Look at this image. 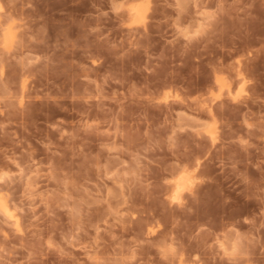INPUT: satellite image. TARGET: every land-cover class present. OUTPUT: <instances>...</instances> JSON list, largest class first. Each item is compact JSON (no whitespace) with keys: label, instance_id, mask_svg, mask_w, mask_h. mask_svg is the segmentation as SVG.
I'll return each instance as SVG.
<instances>
[{"label":"clouds","instance_id":"1","mask_svg":"<svg viewBox=\"0 0 264 264\" xmlns=\"http://www.w3.org/2000/svg\"><path fill=\"white\" fill-rule=\"evenodd\" d=\"M0 264H264V0H0Z\"/></svg>","mask_w":264,"mask_h":264}]
</instances>
